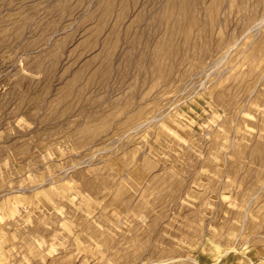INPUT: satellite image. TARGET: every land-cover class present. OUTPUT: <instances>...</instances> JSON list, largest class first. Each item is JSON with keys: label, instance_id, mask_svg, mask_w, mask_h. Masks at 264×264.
I'll list each match as a JSON object with an SVG mask.
<instances>
[{"label": "rangeland", "instance_id": "rangeland-1", "mask_svg": "<svg viewBox=\"0 0 264 264\" xmlns=\"http://www.w3.org/2000/svg\"><path fill=\"white\" fill-rule=\"evenodd\" d=\"M0 264H264V0H0Z\"/></svg>", "mask_w": 264, "mask_h": 264}]
</instances>
